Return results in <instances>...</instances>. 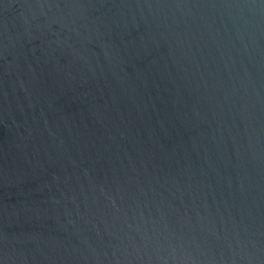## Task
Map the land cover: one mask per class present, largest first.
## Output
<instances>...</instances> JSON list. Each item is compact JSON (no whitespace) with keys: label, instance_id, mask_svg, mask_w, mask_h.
I'll use <instances>...</instances> for the list:
<instances>
[{"label":"water","instance_id":"95a60500","mask_svg":"<svg viewBox=\"0 0 264 264\" xmlns=\"http://www.w3.org/2000/svg\"><path fill=\"white\" fill-rule=\"evenodd\" d=\"M0 264H264V0H0Z\"/></svg>","mask_w":264,"mask_h":264}]
</instances>
